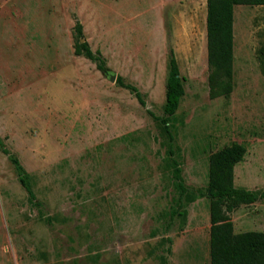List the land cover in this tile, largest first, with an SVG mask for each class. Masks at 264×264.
<instances>
[{
    "label": "rangeland",
    "instance_id": "374dc122",
    "mask_svg": "<svg viewBox=\"0 0 264 264\" xmlns=\"http://www.w3.org/2000/svg\"><path fill=\"white\" fill-rule=\"evenodd\" d=\"M202 3L0 0V138L41 202H27L0 151V264H208L206 199L183 221L164 214L172 188L152 115L162 114L171 51L184 89L174 114L184 183L203 189L207 153L236 141L246 152L233 185L263 189L264 5H234L232 90L211 95ZM76 21L103 70L73 52ZM230 218L234 232H264V199Z\"/></svg>",
    "mask_w": 264,
    "mask_h": 264
},
{
    "label": "trees",
    "instance_id": "16d2710c",
    "mask_svg": "<svg viewBox=\"0 0 264 264\" xmlns=\"http://www.w3.org/2000/svg\"><path fill=\"white\" fill-rule=\"evenodd\" d=\"M234 5H264V0H205V48L208 69L207 82L211 95H227L232 90V21ZM75 36L73 52L95 62L96 67L104 69L100 55L81 40V26L74 24ZM116 83L127 89L141 104L144 100L137 88L123 82L119 77ZM184 93L183 79L170 51L164 81V100L162 114L157 118L165 137L163 167L169 173L172 188L169 205L164 212L169 221L175 217L183 221L186 206L194 199L204 197L208 211V264H264V232L246 230L233 231L231 212L241 204L264 199V188L250 190L233 185V167L240 162L246 152L245 146L230 141L209 151L206 155V180L203 189L188 187L181 175L180 148L176 143L174 114ZM0 151L12 165L18 183L26 193L27 202L40 209L41 202L36 198L32 176L23 168L17 157L4 147L0 138ZM40 213V211H38ZM169 222L166 223V226ZM168 242V238H165ZM169 246L165 247V252ZM165 264V261L162 262Z\"/></svg>",
    "mask_w": 264,
    "mask_h": 264
},
{
    "label": "crops",
    "instance_id": "0c3cea01",
    "mask_svg": "<svg viewBox=\"0 0 264 264\" xmlns=\"http://www.w3.org/2000/svg\"><path fill=\"white\" fill-rule=\"evenodd\" d=\"M201 8H202V11H201L202 18L200 21H201V26H202L203 32L205 33V0H203ZM188 20H189V22L187 24V28L189 30H193L194 22H193L192 16H189ZM232 24H233V21H232Z\"/></svg>",
    "mask_w": 264,
    "mask_h": 264
},
{
    "label": "water",
    "instance_id": "95a60500",
    "mask_svg": "<svg viewBox=\"0 0 264 264\" xmlns=\"http://www.w3.org/2000/svg\"><path fill=\"white\" fill-rule=\"evenodd\" d=\"M112 77V76H111Z\"/></svg>",
    "mask_w": 264,
    "mask_h": 264
}]
</instances>
